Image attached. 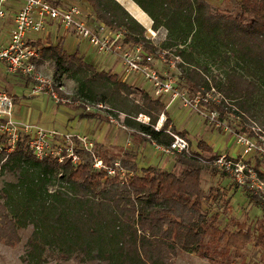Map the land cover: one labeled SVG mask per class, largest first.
Here are the masks:
<instances>
[{
	"label": "trees",
	"instance_id": "16d2710c",
	"mask_svg": "<svg viewBox=\"0 0 264 264\" xmlns=\"http://www.w3.org/2000/svg\"><path fill=\"white\" fill-rule=\"evenodd\" d=\"M82 1L93 21L123 31L126 42L179 57L183 82L190 91L205 92L201 80L209 87L208 81L197 78L195 65L200 57L232 63L233 71L239 69L253 82H264V0H237L235 15L214 11L206 0H131L150 18L152 31H166L160 47L150 44L145 29L116 0ZM46 62L55 75L76 84L74 100L110 105L109 112L123 115V124L145 141L169 148L171 134L184 138L171 127L162 102L141 91L136 103L130 98V85L115 74L97 71L77 51L67 53L61 41L40 47L35 64ZM182 67L191 70L187 73ZM244 82L249 97L252 83ZM211 104L224 114L219 105ZM161 114L166 121L156 131ZM139 115L149 122H139ZM80 118L93 119L94 115ZM197 150L175 153L183 167L179 176L121 161L122 169L131 174L122 179L94 170L83 157L76 167L52 159L38 161L24 138L4 162L0 155V177H5L0 186V243L13 247L19 243V231L31 229L23 264H46L50 259L79 264H173L180 253H194L209 264H227L232 251L235 258H241L253 235L243 226L229 231L215 225L216 217L209 219L203 209L208 197L201 190V174L215 157L203 158L201 152L211 153L203 142L197 143ZM103 162L109 165L108 159ZM246 191L249 201L263 210L255 239V245L263 247L264 201Z\"/></svg>",
	"mask_w": 264,
	"mask_h": 264
},
{
	"label": "rangeland",
	"instance_id": "374dc122",
	"mask_svg": "<svg viewBox=\"0 0 264 264\" xmlns=\"http://www.w3.org/2000/svg\"><path fill=\"white\" fill-rule=\"evenodd\" d=\"M206 1L214 11L232 15L237 12V0ZM60 2L62 5H78L84 11L90 13L89 9L82 4V0H60ZM15 11L16 5L11 2L8 6L6 18L0 23V47L8 41ZM151 26L144 28L145 37L151 45L160 47L165 40L166 31L159 29L154 32L151 30ZM58 41L62 42V47L67 53L72 54L77 51L85 62L94 64L97 71H105L111 74L120 72V67L115 59L97 55L88 48L85 42L77 41L68 32L60 29L54 30L53 33L50 32L47 44L55 45ZM196 63L195 69L199 74L197 78L205 79L209 83V87L206 88L201 80L200 86L205 92L208 90L210 103L219 105L224 110L222 116L218 110L217 113L219 120L224 122L228 130H225L224 126L215 127L214 123H210L205 117L193 110L182 107L179 102L165 110L171 121V127L177 133L184 134V139L188 143V153L198 152L197 143L203 142L211 149V153L201 152L205 160L213 156L215 160L222 155L240 160L246 165L247 169H251L261 180L258 174L264 176V153L254 152L245 157L241 156V150L235 143V135L241 133L253 137L261 133L264 135V82L262 80L253 82L251 76L245 72H240L239 69H236L238 72L233 71L231 69L232 63H226L220 59L212 60L200 57L196 59ZM113 67L114 69H112ZM182 68L187 73L191 70V68ZM37 70L45 79L60 87V93L69 97L73 103L60 105L43 94H32L33 83L30 80L9 75L0 66V90L12 99L14 105L20 102L23 105V120L13 114L16 120L21 123L28 122L30 120L29 109L33 108L34 113L30 121L32 125L48 131L53 130L59 133L85 137L88 142L93 144L97 157L102 161H104V158L109 160V165L103 162L106 166L128 161L138 168L154 167L171 172L176 176L181 174L183 167L176 162L175 154H165L162 150L157 149L153 143L145 141L140 133L121 124L124 116L117 114V112H109L112 110L110 105L102 104L105 110L93 113L94 118L92 120L80 118V115L86 114L83 105H93L82 102L83 105L76 103L80 102L73 99L77 90L76 84L66 76L59 77L55 75L53 66L49 62L38 65ZM117 76L121 78L120 75ZM244 80L252 83L249 86L250 91L252 90L249 97L246 96L248 87ZM125 83L131 86L132 94L130 98L134 99L136 103L139 102L141 91L150 95L146 85L138 79H128ZM239 87L244 91L241 95L238 94ZM206 107L215 110L212 108V104ZM109 116L114 119L118 118L119 124L111 123L108 119ZM144 117L146 116L139 115L137 119H139V122L146 124L148 122ZM85 156V154H82L81 157L91 162V158ZM224 173L213 165V160L206 163V167L201 174V190L208 197L204 201L203 209L208 214L209 219L216 217L215 225L219 228L237 231L239 226H243V228L251 231L254 239L242 251L241 258H235L232 251L227 264H264V246L255 245V239L259 233L257 227L263 217V210L249 201L246 188L249 189L252 195L260 199H262V195L255 191L251 185H248L247 182L238 183L235 177ZM130 175H121L120 178L127 179ZM4 179L5 177H0V186ZM210 189H214L211 194ZM30 234L31 229L20 230L19 243L13 247L0 243V264H23L21 257L24 254L25 245ZM46 264L79 263L73 260L57 261L50 259ZM173 264H209V262L194 253H180Z\"/></svg>",
	"mask_w": 264,
	"mask_h": 264
},
{
	"label": "built area",
	"instance_id": "2783aa9c",
	"mask_svg": "<svg viewBox=\"0 0 264 264\" xmlns=\"http://www.w3.org/2000/svg\"><path fill=\"white\" fill-rule=\"evenodd\" d=\"M58 1L60 2V0H0V23L7 16L9 4L13 2L16 5L8 41L0 47V66L9 75L30 80L33 83L32 94H43L60 105L73 103L69 97L60 94V87L55 86L38 72L35 64L40 47L47 45L50 32L60 29L70 33L77 41L85 42L97 55L115 59L120 67V81L138 79L146 85L154 99L165 105V110L179 102L182 107L189 108L205 117L210 123H214L215 127L224 126V129L228 130L224 122L219 120L217 111L207 109L206 106L211 104L208 93L187 89L179 67V64H182L179 57L170 51L158 49L152 52L146 50L142 44L126 42L123 31L112 30L102 23L93 21L90 13L78 5H62ZM83 106L86 114L105 110L102 104ZM13 114L12 99L0 90L2 162L14 152L17 143L26 138L30 152L38 161L52 159L58 164L69 162L76 167L82 162V154H85L91 158L92 168L103 171L108 177L127 174L119 163H114L113 166L104 165L95 155L93 144L85 137L48 131L32 124L21 123ZM108 119L111 123L119 124L118 118L109 116ZM144 119L149 122L147 117ZM165 121V115L161 114L154 129L159 131ZM171 135L173 141L169 148L153 145L165 154L188 153L187 141L182 137ZM235 143L243 157L254 152L264 153L262 133L256 137L247 136L245 133L236 134ZM213 165L235 177L238 183L247 182L262 195L264 200V181L259 180L242 161L222 155L213 160Z\"/></svg>",
	"mask_w": 264,
	"mask_h": 264
},
{
	"label": "crops",
	"instance_id": "0c3cea01",
	"mask_svg": "<svg viewBox=\"0 0 264 264\" xmlns=\"http://www.w3.org/2000/svg\"><path fill=\"white\" fill-rule=\"evenodd\" d=\"M143 28H149L152 24V21L150 20V18L144 13L142 12V10L136 5L134 4L131 0H116ZM8 40V39H7ZM94 66V64H92ZM114 69V67L112 68ZM120 72H114V74L119 75ZM45 104L46 101L44 100ZM22 102L15 104L14 105V114L15 116H17L19 119H22V108L23 105L21 104ZM30 108V107H29ZM30 120L24 121L25 123H30L32 124L30 121L32 120V116L34 113L33 108H30ZM92 120V119H91Z\"/></svg>",
	"mask_w": 264,
	"mask_h": 264
}]
</instances>
